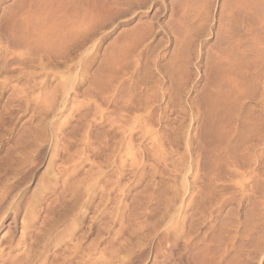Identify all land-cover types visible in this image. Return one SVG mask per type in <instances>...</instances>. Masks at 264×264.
Masks as SVG:
<instances>
[{"label":"rangeland","instance_id":"rangeland-1","mask_svg":"<svg viewBox=\"0 0 264 264\" xmlns=\"http://www.w3.org/2000/svg\"><path fill=\"white\" fill-rule=\"evenodd\" d=\"M0 264H264V0H0Z\"/></svg>","mask_w":264,"mask_h":264},{"label":"bare ground","instance_id":"bare-ground-1","mask_svg":"<svg viewBox=\"0 0 264 264\" xmlns=\"http://www.w3.org/2000/svg\"><path fill=\"white\" fill-rule=\"evenodd\" d=\"M5 246V245H4Z\"/></svg>","mask_w":264,"mask_h":264}]
</instances>
